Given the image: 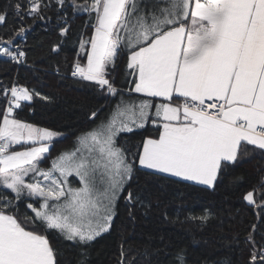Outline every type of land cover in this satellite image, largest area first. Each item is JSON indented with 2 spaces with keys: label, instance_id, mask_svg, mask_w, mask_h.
Returning a JSON list of instances; mask_svg holds the SVG:
<instances>
[{
  "label": "snow or ice",
  "instance_id": "6c2138e0",
  "mask_svg": "<svg viewBox=\"0 0 264 264\" xmlns=\"http://www.w3.org/2000/svg\"><path fill=\"white\" fill-rule=\"evenodd\" d=\"M10 10L21 22L55 18L59 38L78 46L66 73L105 104L49 161L64 134L15 113L51 97L15 83L0 89V264H95L121 202L133 221L153 207L148 179L215 193L239 183L242 163L264 157V0H9L0 25ZM81 16L85 31L74 33L71 18ZM27 31L21 23L0 36V58L25 65ZM242 200L259 213L243 241L245 264H264V167ZM179 211L175 222L193 235L213 221L211 207ZM126 242L117 264H136ZM189 248L170 246L164 261L231 264L218 253L194 259Z\"/></svg>",
  "mask_w": 264,
  "mask_h": 264
},
{
  "label": "trees",
  "instance_id": "16d2710c",
  "mask_svg": "<svg viewBox=\"0 0 264 264\" xmlns=\"http://www.w3.org/2000/svg\"><path fill=\"white\" fill-rule=\"evenodd\" d=\"M8 4L9 0H0V11ZM86 20L87 16L71 18L73 32H84ZM21 23L28 28L23 41L28 50V60L25 65L17 66L0 58V89L15 79L17 85L51 97L48 101L35 97L28 106L17 110L15 115L21 121L64 134L62 139L54 141L49 156L52 158L73 144V134L78 135L81 129L89 125L90 111L103 106L105 101L98 91L89 87L88 82H78L69 76L70 72L66 73V66L74 59L78 46L59 38L55 18L50 22L34 23L31 19L21 22L10 10L7 24L0 25V36H6L14 26L19 28ZM55 45L61 49L59 54L50 51ZM118 73L119 69V80ZM4 105L5 101L0 97V108ZM15 150L22 149L16 146ZM261 167H264V157L256 154L236 170V175L241 177L238 184L220 188L215 193L188 184L148 179L146 193L153 207L147 215L143 210H137L133 221L128 218L121 202L116 228L95 244V264H117L122 241H127L123 248L130 253L129 258H136V264H147L149 258L153 264L157 260L166 264L164 255L176 243L190 245L189 252L194 259L201 254L218 253V259L231 261V264H245L243 241L251 226L259 223V213L255 206L249 207L242 200V195L256 182ZM145 179L142 176L140 183L144 184ZM157 200L161 202L159 208L155 207ZM182 207L195 208L197 214L201 208L211 207L213 221L193 235L190 230L192 225L175 222L177 217L183 221L179 211Z\"/></svg>",
  "mask_w": 264,
  "mask_h": 264
},
{
  "label": "rangeland",
  "instance_id": "374dc122",
  "mask_svg": "<svg viewBox=\"0 0 264 264\" xmlns=\"http://www.w3.org/2000/svg\"><path fill=\"white\" fill-rule=\"evenodd\" d=\"M62 138H63V136L57 138L56 140H58V139H62ZM50 160H51V158H49V161H50ZM41 166H42V167H48V166H49V162L46 161V162H44ZM69 179H70V181H72L73 186H79V182H78V180H77L75 177H70Z\"/></svg>",
  "mask_w": 264,
  "mask_h": 264
},
{
  "label": "built area",
  "instance_id": "2783aa9c",
  "mask_svg": "<svg viewBox=\"0 0 264 264\" xmlns=\"http://www.w3.org/2000/svg\"><path fill=\"white\" fill-rule=\"evenodd\" d=\"M17 66H19V65H17ZM69 76L71 77L70 74H69ZM14 83L16 84L15 79H13L12 82H11L7 87L10 88ZM5 105H6V101H5ZM5 105H4V106H5Z\"/></svg>",
  "mask_w": 264,
  "mask_h": 264
}]
</instances>
